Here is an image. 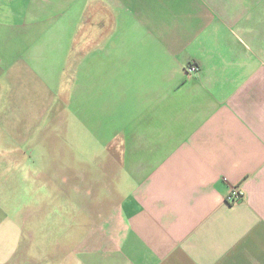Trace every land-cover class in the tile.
Returning <instances> with one entry per match:
<instances>
[{
  "label": "crops",
  "instance_id": "crops-1",
  "mask_svg": "<svg viewBox=\"0 0 264 264\" xmlns=\"http://www.w3.org/2000/svg\"><path fill=\"white\" fill-rule=\"evenodd\" d=\"M0 131V264H264V0H0Z\"/></svg>",
  "mask_w": 264,
  "mask_h": 264
},
{
  "label": "rangeland",
  "instance_id": "rangeland-1",
  "mask_svg": "<svg viewBox=\"0 0 264 264\" xmlns=\"http://www.w3.org/2000/svg\"><path fill=\"white\" fill-rule=\"evenodd\" d=\"M21 127L22 126H19V128ZM29 136L31 137L29 142L34 143L39 135L31 134ZM56 136L58 137L59 135ZM14 143L21 145L25 144L24 141L18 142L17 138H14V140L8 139L6 135L2 134L0 131V147L5 146L10 148ZM78 152L82 154L84 153L83 151ZM10 153L11 151L6 149L0 150V160L7 159V162H10ZM3 161L4 160H1L0 162L3 163ZM41 162H43V160ZM56 186H58V183L53 180L46 181V179H43L42 177L37 179L33 172H31L29 179L26 180V175L22 176V167L19 164L10 166L0 165V209L2 212H5L6 209V211H8V216H15V211L22 213L21 215L19 214V216H25L28 209L31 207L43 204H50L51 206L54 204L59 205V201L55 202L52 197H37L38 192H46L50 194L51 190L55 189ZM0 216H2V214H0Z\"/></svg>",
  "mask_w": 264,
  "mask_h": 264
},
{
  "label": "built area",
  "instance_id": "built-area-1",
  "mask_svg": "<svg viewBox=\"0 0 264 264\" xmlns=\"http://www.w3.org/2000/svg\"><path fill=\"white\" fill-rule=\"evenodd\" d=\"M186 73H194L198 71V66L194 63H190L186 66ZM242 192L240 191L239 187H232L230 191L228 192L225 200L228 204H235L242 200Z\"/></svg>",
  "mask_w": 264,
  "mask_h": 264
}]
</instances>
